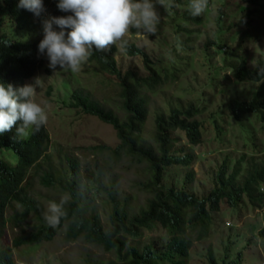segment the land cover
<instances>
[{"label": "rangeland", "instance_id": "374dc122", "mask_svg": "<svg viewBox=\"0 0 264 264\" xmlns=\"http://www.w3.org/2000/svg\"><path fill=\"white\" fill-rule=\"evenodd\" d=\"M178 1L174 7L168 6L169 0L157 5L160 23L155 35L133 34L130 30L125 38L146 55L152 65L150 69L159 74L165 70L168 77L159 91L147 94L148 115L139 134L142 143L152 146L155 116L167 115L172 108L203 109L195 118L202 123L199 145L192 146L182 131L170 134L175 141L174 155L190 156V166L175 165L162 173L163 186L203 198L214 187L223 161L228 164L227 174H230L242 157L245 162L250 158L254 162L264 158V123L253 117L237 123L226 110L231 101L249 100L257 87L248 82L236 83L232 67L245 59L252 69L256 61L264 59V0H208V7L198 17L189 14V0ZM47 19L42 16L35 28L29 25L24 33L30 36L35 32L43 37L42 22ZM111 47L115 48L114 60L121 76L129 71L142 78L150 76L141 57L127 56L118 45ZM94 72V66L86 62L78 72L57 70L53 73L44 58L42 69L25 81V84L32 83L36 77L43 80L33 100L47 114L44 126L49 138L48 161L54 169L61 170L66 168V158L76 160L82 179L95 173L97 168L107 167L108 170H103L104 182L113 183L118 200L127 199L129 209L137 211L149 198L139 187L148 177L145 165L124 156L114 161L107 153L97 152L96 147L114 149L118 145L114 131L96 118L70 108L73 93L81 92L121 118L117 97L119 81ZM30 128L23 131V138ZM40 174L37 173V180ZM36 179L31 182L29 195L45 213L48 204L59 202L61 195L56 190L42 188ZM88 194L94 192L91 190ZM91 208L106 230L110 206L105 198L93 196ZM16 211L18 206L11 210L12 214ZM211 217L206 238L198 239L197 230H186L191 242L186 264H209V252L216 264H222L223 260L224 264H264V208L253 210L242 206L232 210L222 204L219 212L212 213ZM33 223V217L29 216L22 231L8 224L6 235L0 238V250L10 248L13 239L22 236L24 231L30 232ZM64 237L61 230L50 242L13 248V264H83L87 260L108 264L113 261L111 253L86 245L80 239L66 242ZM167 240L164 231L156 228L143 232L136 242L128 244L140 249L157 241L163 247Z\"/></svg>", "mask_w": 264, "mask_h": 264}, {"label": "trees", "instance_id": "16d2710c", "mask_svg": "<svg viewBox=\"0 0 264 264\" xmlns=\"http://www.w3.org/2000/svg\"><path fill=\"white\" fill-rule=\"evenodd\" d=\"M17 2L0 0V70L3 67L5 72L0 74L3 78L0 80L14 88L23 86L26 79L41 70L44 60L37 52L41 39H31L24 33L29 25L33 27L29 20L30 12L17 9ZM178 3V0H173L171 7ZM43 9L40 16L67 15L56 9L55 0H43ZM35 17L32 14V18ZM131 32L138 33L134 29ZM123 52L129 57H141L150 76L142 78L131 71L121 76L114 60L115 48L112 47L107 52H94L87 61L94 66V75L101 73L119 81L117 97L121 118L81 92L73 93L70 108L96 118L114 131L118 145L114 149L99 146L96 147L97 152L107 153L114 161L124 156L145 165V175L148 177L139 185L140 190L149 195L144 207L132 211L127 199L118 200L114 184L104 182L103 170H108L107 167L103 170L97 168L85 179L81 178L79 164L73 159L66 158V168L54 169L46 154L49 138L44 125L38 132L30 128L25 138L21 136L22 133L17 136L14 125L0 135V236L6 222L18 231L23 230L22 226L29 216L33 217L34 223L30 232L24 231L22 236L13 239L12 248L50 242L63 230L66 242L80 239L86 245L111 253L113 261L108 264H186L191 247L187 229L192 232L197 230L198 239L206 238L211 226V214L219 212L222 204L232 210L241 209L242 206L253 210L264 208V158L257 162L250 158L245 162L242 157L235 162L230 174H227L228 164L223 161L215 176L214 187L203 198L162 185L163 170L175 165L186 168L191 163L190 156L174 155L175 141L170 134L182 131L192 146L199 145L202 123L195 118L203 109L192 106L183 110L172 108L167 115L155 116L152 146L142 143L139 134L148 115L147 94L159 91L168 77L165 70L159 74L150 69L152 65L146 55L134 45L128 44ZM232 77L238 84L248 82L257 87L249 100H234L227 104L229 116L237 123L246 117L264 123V59L256 61L252 69L245 59H240L232 67ZM243 165L245 167L240 178ZM37 173H41L38 180ZM34 178L42 188L56 190L61 198L66 199L65 215L56 228L45 223L41 207L29 195ZM91 190L93 195L88 194ZM96 195L104 197L110 206L106 230L91 208L93 196ZM9 206H18L19 211L5 221L3 218ZM156 228L164 231L168 239L165 246H159L157 241L144 244L140 249L128 244L129 241L136 242L143 232ZM208 262L216 264L211 252ZM0 264H13L11 248L0 251ZM83 264L104 263L87 260Z\"/></svg>", "mask_w": 264, "mask_h": 264}, {"label": "clouds", "instance_id": "9594fccd", "mask_svg": "<svg viewBox=\"0 0 264 264\" xmlns=\"http://www.w3.org/2000/svg\"><path fill=\"white\" fill-rule=\"evenodd\" d=\"M158 4L162 5L163 0H55L56 9L67 15L43 14L49 18L42 22L43 37L34 32L29 38L41 39L37 45L38 55L46 58L47 67L53 73L57 70L75 73L94 52H107L114 45L126 51L128 40L125 37L132 29L145 36L155 35L160 23ZM168 6H172V0ZM16 7L30 12L29 20L34 28L39 24L43 0H18ZM188 7L189 14L198 17L208 7V0H189ZM32 14L36 17L32 18ZM0 74H5L3 67ZM25 81L23 86L14 88L0 80V135L14 125L17 136L29 127L38 132L47 122L45 108L33 100L43 80L36 77L32 83L25 84ZM65 203L66 199L61 198L59 202L48 204L43 219L49 227L56 228L60 224L65 215ZM12 208L9 206L6 210L5 221L12 215ZM8 224L6 222L0 238L6 235ZM10 248L12 252V245Z\"/></svg>", "mask_w": 264, "mask_h": 264}]
</instances>
